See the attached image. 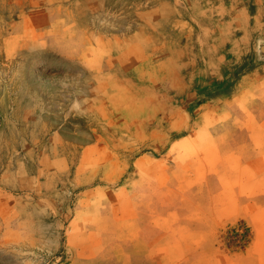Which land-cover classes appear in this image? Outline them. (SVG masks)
Instances as JSON below:
<instances>
[{
    "label": "rangeland",
    "instance_id": "374dc122",
    "mask_svg": "<svg viewBox=\"0 0 264 264\" xmlns=\"http://www.w3.org/2000/svg\"><path fill=\"white\" fill-rule=\"evenodd\" d=\"M0 264H264V0H0Z\"/></svg>",
    "mask_w": 264,
    "mask_h": 264
}]
</instances>
